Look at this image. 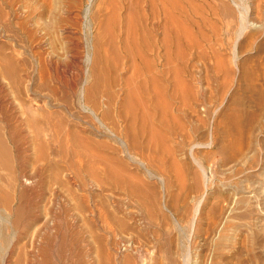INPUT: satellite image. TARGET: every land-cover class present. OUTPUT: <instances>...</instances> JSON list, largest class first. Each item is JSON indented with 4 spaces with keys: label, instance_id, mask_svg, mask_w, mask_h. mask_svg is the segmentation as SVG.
Instances as JSON below:
<instances>
[{
    "label": "bare ground",
    "instance_id": "obj_1",
    "mask_svg": "<svg viewBox=\"0 0 264 264\" xmlns=\"http://www.w3.org/2000/svg\"><path fill=\"white\" fill-rule=\"evenodd\" d=\"M37 1V12L41 21L44 18L53 21L58 16L61 19L58 21L62 22L61 26L65 27L61 34L70 36L80 34V38H77L78 42L76 43L73 39L68 40L69 44L73 45L71 48L69 47L68 52L63 48L65 53L62 49L60 51L54 47L49 50L51 43L48 44L47 39L41 40L43 50H47L49 53H38V59L33 65L25 55L22 60L19 59L18 55L20 54H15L13 43H6L4 52L0 56V264H155L158 260H162L163 264H186L185 258L182 257L180 260L172 254L171 243L166 240V235L161 228H156L155 239L151 238L152 240L144 239L147 234H142L137 226L138 230H135V236H131L132 233H129L133 240L130 236L131 239L126 237L128 235H120L129 230L130 227L128 222L126 223V219L128 218L129 221L132 216L130 213L133 212L128 210L122 214L121 209L120 211L118 209L119 201L105 197L101 192L110 191L111 193L115 190H122L121 193L125 192V195L130 197L142 194L143 198L149 199L147 201L150 207H146V203L139 201L143 215L138 220L134 218L132 220L136 221L135 225L140 220L151 224L164 218L160 206L161 201L159 199L157 201L158 196L156 195V198L153 192H151L152 195L149 193L150 188L154 185H150L149 192H147L145 184L132 179L133 175H129L130 172L126 174L122 164H118L122 163L120 160L118 162L117 158L111 157L109 154L100 155V152H104L106 149L107 152H115L117 145L110 148L106 143L105 146L100 144L101 142L96 143L84 137L86 135L82 136L81 129H73L74 127L72 128L64 114L77 121L86 119L94 121L97 125L96 128H99L107 138L115 139L117 141L115 144L120 145L123 153L127 152L128 159H131V154L129 155L131 150L135 151L134 149H137L139 144L143 146V143H138L137 132L143 130L144 125L147 129L145 131L148 132V135L146 133L148 140L146 139L143 148L154 147L156 150L157 147H160L161 150L158 151L161 153L162 150H167L165 141L170 138L164 140L166 134L164 119L165 115L168 116L164 113H170L171 106L169 105V111L165 112L164 107L166 100L174 101L178 96H181L179 90L180 86L182 89V84H184L179 80L180 78H177L179 76L167 81L166 86L161 83L168 71L174 72L173 67L170 69L171 65L169 66L170 62L167 58L168 40L174 39L178 44L181 37L188 34L186 25L196 26L195 19L205 22L200 14L201 7L197 3L198 0H87L86 6L84 5L85 7L82 8L81 25L70 30L66 27L75 26L72 22L74 18L72 16L65 17L63 11L65 6L60 0ZM244 1L214 0L215 4L208 5L207 9H211L219 18L227 21L229 27L233 29L232 31L236 27L235 33L240 37L248 29H260L264 20V11L259 9L260 5H258L261 0L255 3L252 12L249 11L248 6L243 5ZM11 17L13 18L12 11L4 12L3 28L8 35V40L14 42L18 35L13 30L14 23L12 24ZM41 23L43 26H40L38 31L47 36L49 28L45 25L46 21ZM93 25L96 26V31H94V35H91ZM18 29L25 34L28 33L26 23L19 24ZM29 34L31 33L27 35ZM27 37L30 38V36ZM18 41L16 40V42ZM80 41L84 44L83 48L79 49L78 44L82 45ZM150 46L152 48L156 46L157 54L162 59L161 64H154L153 60L143 55L150 49ZM178 47L176 50L174 48V51L179 62V60H183V50L181 51ZM187 47L188 50H196L200 57L204 54L203 46L195 40L191 41ZM78 49H83V52L76 54ZM26 50L24 49L25 53ZM107 53L111 54L109 57L111 62L113 61L111 64L108 62ZM122 53L124 54L123 59ZM121 62L123 66H127L131 73L128 74V77L125 75L126 77L123 78L126 85L130 87L131 82H136L134 86H138V89H135L143 92L140 93L147 98L150 105L148 107L154 110V113H149V108H146L147 112L144 109L143 113L138 110L140 114L142 113L141 117L138 116L141 120V128L137 127V116L132 112V109L137 106V109L143 110L146 103L145 101L141 103L142 97L133 95L135 104L131 109L128 101L131 95L129 93L132 91L128 94L125 92L126 97L120 99L122 104L118 112L115 113V109L118 107L114 108L118 95L116 96L117 93L113 88L114 86L118 87L115 85L117 76L115 73L116 70L119 71V68L116 67ZM156 77L161 78L158 80ZM117 82L119 84L121 80ZM56 83L59 87L54 86ZM128 87H126V91ZM169 87L172 89L170 90ZM131 89H133V84ZM136 90L132 93H135ZM133 96L131 95L132 100ZM181 98V102H183L185 97L181 96ZM72 110L75 111V115L73 112V114L71 113ZM179 110L182 116L184 108L181 106ZM135 111L137 112V110ZM129 112L130 114H128ZM171 115L173 116L172 112ZM175 119L171 118L170 120L174 121ZM181 119L183 118L181 117ZM174 122V132L183 136L182 123L178 120ZM86 123L84 122V124ZM106 123L111 128L106 126ZM197 131L196 128L193 133L196 134ZM224 131L225 140L233 129L231 131V127L228 126V131ZM200 145L194 143L187 145L189 147L187 153L190 157ZM180 146H178L179 149ZM143 148L141 149L143 150ZM97 149L100 150L99 154H97ZM150 152L149 156L156 154L157 150L154 154L152 152L155 151H152L151 154ZM171 154L174 156L173 153ZM160 155L159 157H162L164 154ZM154 156L156 157V155ZM166 156L168 155H164V157ZM158 162L157 160V164H159ZM160 162L164 163V161ZM167 162L172 163L173 161ZM130 163L133 164V162ZM169 163L168 167L165 164L167 169L169 168L168 170L174 166V162L173 165ZM137 164L141 167L145 166L141 162ZM126 166L124 167L127 168ZM177 166L174 167L177 168ZM148 167L150 168L149 165ZM144 169L147 174L151 175L147 167ZM158 169L159 167H157ZM3 172L5 175L2 174ZM71 177L79 182L78 185L82 189L86 186L85 178L91 180L95 188L100 189V191L98 189L100 193L89 198L76 196L77 191L73 194V190H70ZM163 177L162 175L157 177L162 184L166 182ZM88 183L91 185L90 182ZM57 190L63 192L60 193L61 196L57 195ZM77 190H79L78 187ZM92 192L89 194L91 195ZM57 201L65 206L62 209L58 207V212L55 207ZM70 212L72 213L71 221H69L71 227L66 225L67 221L64 218ZM88 217L94 219L92 225L95 224L94 222L98 223V226L95 224L98 228H92L94 226H91ZM141 229L143 230L144 227ZM100 231L104 235L107 234V238L118 236L119 241L121 240L124 244L123 248H117L114 243L108 241L111 239L101 235ZM62 239L64 241L67 239L68 243L61 244ZM117 240L115 238V241ZM119 244L121 245V242Z\"/></svg>",
    "mask_w": 264,
    "mask_h": 264
},
{
    "label": "rangeland",
    "instance_id": "obj_2",
    "mask_svg": "<svg viewBox=\"0 0 264 264\" xmlns=\"http://www.w3.org/2000/svg\"><path fill=\"white\" fill-rule=\"evenodd\" d=\"M60 1L65 6H63L65 17L72 16V18H74L72 22L75 26L66 28L70 30L80 26L82 8L86 6L87 0H84L86 1L84 3L82 2L83 0ZM64 1L67 3L65 4ZM258 1L259 0H245L243 5L248 6L250 9L249 11L252 12L255 3ZM37 2V0H0V56L3 54L2 52H4L5 44L13 43L15 54H20L18 55L19 59L22 60V58L26 56V58L28 57L27 59L30 61V64L33 65L38 59V53H49V51L43 50L44 48L41 45V42L44 39H47L46 41L48 44L51 43L49 50L54 47L58 50L62 49L64 53L66 51L68 52L73 45L69 44L70 39H73L75 43L78 42L77 40L80 38V34H77L79 36L61 34L65 27L61 26L62 22H59L61 19L58 18V16L55 17V20L53 21L48 18L42 20L46 21L45 25L49 28V34L47 36L42 35L38 31L40 30L39 27L43 26V23H41L42 21L37 12ZM197 3L201 7L200 14L205 22L195 19L197 23L196 26L192 27L186 25L189 35L186 34L181 37L178 44L174 39L168 40L167 58L170 62L169 66L171 65L170 69L173 67L174 72L172 70L168 71L161 83L166 86L167 81H170L171 79L173 80L175 77L179 76L177 78H180L179 80L184 83L182 84V89H185L182 90L180 86L181 92H184L181 93L179 90V93L185 98H183L184 101L181 102L182 98L181 96H178L174 101L166 100V106L164 105V112L169 111L171 106L170 113H164V115L168 114V116L165 115L164 119L166 127H164L166 132V134L164 133V140L170 138V140L165 141L167 150H162L163 152L161 153V151H158L161 150V148L157 147V154L154 147H151L152 149L146 147L145 149L143 148L145 141L148 140V132L145 131L147 129L144 125L145 128L143 126V130H139L140 133L137 132L138 143H143V146H141L142 144H139L140 146H138L137 149H134L135 151L131 150V153H129V155L131 154V159H128L127 152L123 153L120 145L115 144V142L117 143L115 139L107 138L99 128H96L97 125L94 121L90 119L77 121L67 114H64L66 115L64 117L69 121L72 128L74 127L73 129H81L82 136L86 135L84 137L89 138L93 142H101L100 144L104 145L106 143L110 148H114V146L117 145L115 147V152L119 153L113 154L115 152L110 153L111 151L109 150L110 152H107L108 150L106 149L105 151L107 154L105 151H101L100 155L109 154L111 157L117 158L118 162L121 161L122 163L118 164H122L121 166L123 170L126 171V174L130 172L129 175H133L131 176L132 179L141 182L143 185L145 184L144 187L146 186L148 190L147 192H149L148 188L154 185L150 188L151 191L149 193L152 195L151 192H153L154 196H158V198L157 196L156 198L157 201L158 199L161 201V205L159 202L158 204L162 207V216H164V218H161L162 221L157 220L151 224H147L144 220H140L137 221L138 223L135 225L134 222L136 221H133L134 219H140L143 215V210L139 207V201L141 203H146V207H150L147 201L148 198H143L142 194L138 195L140 197H130L125 195L124 191V194L121 193L122 190L112 191L114 193H110V191L101 192L103 196L111 197L119 201L118 209L119 211L121 209L122 214H125L128 210L133 212L130 213L132 215L129 218L130 222L128 221V218L126 219V223L128 222L127 224L130 227L129 230H127L128 232L126 231L120 235H128L126 237H129V233H132L131 236H135V230L138 227L142 234H147V236L143 235L144 239L147 238L148 240H152L155 239L154 234L156 228H161L166 235V240L171 243L172 254L175 257L177 256L180 260H182V257L183 259L185 258L186 264H264V20L260 29H248L243 35L238 37V34L235 33V31H237L236 27L234 31H232L233 29L229 27L227 21L219 18V16H217L216 13L214 14L211 9H207L208 5L213 6L215 4L214 0H198ZM258 5H260L259 9L264 11V0H261ZM7 11H12L13 18L11 17V22L12 24L14 23L13 30H15L14 32L17 33L19 38H16L14 42L8 40V35L4 32L3 28V16L4 12ZM21 23L27 24L28 33L31 34L27 35L28 33L25 34L18 29L19 24ZM94 31H96V26L94 27L93 25L91 35L95 34ZM27 36H30V38ZM187 37L191 38L188 39ZM16 40H19L20 42H16ZM194 40L204 48V54L201 57L196 50H188L187 45ZM81 43L82 45L78 44L79 49L83 48L84 43ZM151 46L153 47L152 43ZM151 46L149 49L150 52L147 50L143 55L148 59L153 60L154 64H161L162 59H160V55L157 54L156 46L154 48ZM177 47L181 51L183 50L182 52L184 54H182L183 60H179V62L175 57L174 51V48L176 50ZM232 48L234 49L232 50ZM24 49H27L26 53ZM79 49L75 52L76 54L78 52L79 54L80 52H83V49ZM110 55L107 56L109 64L113 63V61L111 62L110 60L111 58L109 59ZM121 57L123 59V53L121 54ZM122 62L117 65L116 68H119V71L116 70L115 73V75L117 74L118 76H116L115 81V85H118V87L114 86L113 88L115 93H117L116 96L118 95L114 107L116 108L118 106L115 109V113L118 112L119 107L122 104V100L120 99H122V97L125 99L126 94L138 89V86H134L136 83L135 80V83L131 82L133 84V89H131L132 84H130L131 88L126 85L123 78L126 76L128 77L131 73L128 71L126 65H122ZM182 62L183 65L181 64ZM156 78L160 80L159 78L161 77ZM117 81L120 83L118 84ZM183 85L185 86L183 87ZM54 86L59 87L57 83ZM126 87H128V92L125 90ZM169 89L171 90L172 88L169 87ZM132 92L129 94L142 97L141 100L143 101H141V103H144V101L146 103V106L144 105L142 110L141 108L137 109V106L134 108L135 96H133L134 98L132 100L130 95L128 101V105H130L131 109L134 108L137 110L136 112L132 109V112L134 114L136 113L137 127L141 128V120L138 116L141 117L144 109L149 108L148 106L150 105L145 95L143 96V94H141L143 92L140 90L135 91L137 94ZM181 106L184 108L182 116L179 110ZM166 107L168 108L166 109ZM149 109V113H154L152 108ZM138 110L142 113L140 114ZM145 111L147 112V109ZM171 112L173 116L171 115ZM71 113L75 115L74 110H72ZM128 114H130V112ZM180 116L183 119H181ZM174 117L179 118L175 119ZM171 118L172 120L175 119L174 121L176 122L178 120L182 123L184 137L182 134L180 135L178 133L177 135L176 132H174L175 122L171 121ZM84 122L88 123L84 124ZM106 126H108L107 123ZM228 126L231 127V131L233 129L234 133H232V131L228 134V138L224 140V130L228 131ZM109 128H111V126ZM196 128L198 131L194 134L193 130ZM141 138L143 141L140 140ZM190 143L203 145H200L199 148L195 149L191 157L187 153ZM181 144H183V147L180 146ZM178 146H180V149L182 150H180ZM141 148L148 152L143 151ZM150 150L151 152L155 151L152 153H156L154 154L156 157L151 154ZM99 151L100 150H98L97 154H99ZM94 152L96 153L95 150ZM149 152L151 154L150 156ZM171 153H173L174 156ZM162 154L168 156L164 157ZM159 155L162 157H159ZM157 158H160L161 160ZM122 159L125 160L124 163ZM170 159L174 162L175 167L179 164L177 168L172 166L170 170H168L169 168L167 169L169 163L167 161H171ZM157 160L159 161V164H157ZM160 161H164V163ZM130 162H133V164ZM138 162L145 164V166H139L137 164ZM173 162H170L169 164L173 165ZM120 165L118 166L121 168ZM152 165L154 166V170ZM156 166L159 167L158 170ZM145 167H147L151 175L147 174L144 169ZM163 170L168 173V176H166L167 173ZM2 174L5 175L4 172ZM161 175L162 177H167V180L163 177L164 182L166 181L164 184L160 183L157 179V177H160ZM85 181L86 186H84V188H88L87 190L84 188L82 189V187L80 188L77 180L74 178L71 179L70 190H73V194L77 191L76 196L89 198L92 195L100 193V189L97 187L96 189L91 180L85 178ZM87 181L90 183L92 182L91 185ZM167 181H169V183H167ZM145 182L148 184L146 185ZM73 185H76L81 192H79L77 187ZM59 191L57 190V195L61 196L60 193L62 191ZM91 191L93 192L90 195L89 193H91ZM144 199L145 201H143ZM59 202L60 201H57V205L55 206L57 207V209L55 208L57 212L59 209L65 207L61 202L59 204ZM123 202L125 203L123 204ZM71 215L72 213L70 212V214L68 213L64 217L68 222H66V225H69L70 227L71 222L69 221H71ZM89 219V223L91 224L94 219L88 217V220ZM94 223L96 224V222ZM90 224L87 226L89 227ZM95 224H91V226H94L92 227L93 229L95 227L98 228V223L96 224L97 226H95ZM131 224L133 225V228ZM143 227L145 230L141 229ZM99 233L104 237L107 235H104L101 231ZM115 238L117 240L118 236ZM115 238L111 237L107 239H111L108 241L114 243L117 248H123V242L121 240L119 241V239L115 241ZM131 238L130 239L133 240V237ZM64 242L68 243V240L66 239V241H64L62 239L60 243L62 244ZM119 242H121V245ZM58 244L59 243L57 242V245ZM155 264H163V262L162 260H158Z\"/></svg>",
    "mask_w": 264,
    "mask_h": 264
}]
</instances>
